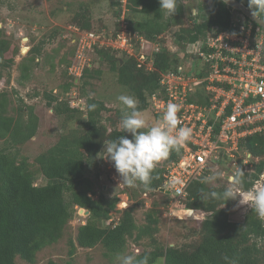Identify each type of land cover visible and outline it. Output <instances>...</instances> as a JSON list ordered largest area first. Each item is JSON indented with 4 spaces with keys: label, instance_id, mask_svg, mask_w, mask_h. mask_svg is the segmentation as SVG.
Returning a JSON list of instances; mask_svg holds the SVG:
<instances>
[{
    "label": "trees",
    "instance_id": "1",
    "mask_svg": "<svg viewBox=\"0 0 264 264\" xmlns=\"http://www.w3.org/2000/svg\"><path fill=\"white\" fill-rule=\"evenodd\" d=\"M186 1L189 0H178L177 14L164 18L160 13L159 0H127L125 16L129 31L158 41L161 34L177 26L176 44L185 48L189 43L204 40L209 33L228 29L231 25L233 8L223 0H194L195 7L199 8L198 21L192 17V8H187ZM240 1L248 6V0ZM112 2L118 6L115 29L111 32L115 36L121 31L124 2ZM65 5L63 8L69 11L68 17L71 19L68 24L81 30L94 31L89 5L81 4L76 10L72 9V1ZM261 18L264 19V14H261ZM61 27L56 26L49 35L38 41L33 40L30 50L19 62L16 61L19 43L10 39L5 29L0 27V81L5 79L10 83L13 70L17 67L21 72L20 83L24 84L47 54V44L64 32ZM261 29L264 30L263 27ZM62 47L55 49L60 52ZM70 47L58 61L64 66V73H68L70 80L61 86L59 92H50L46 97L48 106L57 115L77 124L63 131L59 140L38 154L33 162L22 153V146L36 136L39 116L35 114L34 107L27 104L12 107V93L0 88V264H17L19 256L35 263L40 250L62 238L77 206L89 209L90 216L86 223L79 225L76 238L69 239L71 255L77 246L92 248L101 244L106 254L112 256L125 251L130 239L141 241L149 236L153 248L136 254L141 257L148 254L149 264H228L224 259L226 256L235 264H264V221L252 209L246 213L243 221H234L230 218L231 207L238 200L229 199L225 203L221 199L201 197V192L219 193L228 187L222 181L219 184L201 182L203 177L210 175V168L199 180L191 183L187 197L176 206V213L181 218L178 221L200 213L205 215L197 232L198 237L191 242L172 245L156 238L164 213L163 204L149 208L146 223L139 225L135 215L137 206L145 205V200L140 198L136 204L122 210L118 221L111 224V211L117 208L119 194H109L104 186L99 190L90 171H96L95 174L100 176L101 156L105 154L104 142L116 140L119 136L131 138V134L121 132L119 128L124 113L109 106L106 100L89 95L87 89L102 76V64H106L117 73L118 81L137 98L138 109L142 112L149 109L154 94L160 97L164 95L161 74L176 70L182 61L172 49L163 47L154 54L155 69L146 71L138 68L134 57L119 55L111 48L96 47V60L101 66L87 67L78 82V96L86 99L83 109L70 103L76 98L72 95L75 78L69 74L76 48L74 45ZM54 67L55 64H52V69ZM66 93H70V96L65 97ZM92 104L96 105L94 110L89 108ZM182 150L171 151L163 163H157L155 179L149 187L137 183L141 187V195L159 191L164 196L163 203L167 202L169 195L161 191L165 181L164 165L177 161ZM240 151L251 153L250 164L254 167L252 172L246 171L247 165L241 160L242 182L236 185V191L241 194L242 191L249 192L264 174V130L244 136L240 141ZM36 169L47 179L45 184L36 183ZM126 187L128 190L129 186ZM127 190L121 189L120 192ZM173 234L181 236L175 228ZM43 264L59 262L50 259Z\"/></svg>",
    "mask_w": 264,
    "mask_h": 264
},
{
    "label": "rangeland",
    "instance_id": "2",
    "mask_svg": "<svg viewBox=\"0 0 264 264\" xmlns=\"http://www.w3.org/2000/svg\"><path fill=\"white\" fill-rule=\"evenodd\" d=\"M71 1L74 6L72 8L73 10L80 8L81 4L90 6L94 31L104 30L106 37L112 35L111 32H114L115 29V12L118 9V6L113 4V0H0V27L5 29L10 39L19 43L20 51L16 56L17 62L21 61L29 51L28 48L30 49L33 45V40L38 41L44 38V36L49 35L56 26H62L61 28L64 29L62 35L57 36L55 40L47 44L45 47L47 54L42 58L40 64L34 68L32 76L28 80H25L24 84L20 83L19 78L21 72L17 67L13 70L10 83L5 82V79L0 81V88L7 89L12 93V107L27 104L28 106L34 107L35 114L39 116V128L36 136L22 146V153L27 156L31 162H33L35 157L42 151L54 145L59 140L63 131L70 127H75L77 124L75 122H69L64 116L57 115L54 109L48 106V99L46 97V94L50 92H59L61 86L70 80L68 73L66 75L64 73V66H61L58 61L65 51H69L71 45H75L70 39V37L74 36V30L73 28L70 29L71 25L67 23L71 22V19L68 17L70 16L68 14L69 11L63 8L66 6V3ZM204 1L209 2L210 0ZM185 3L188 9L197 8L195 7L196 2H194V0H189ZM195 21H198V18H195ZM177 29V26H174L165 32L160 42L163 45H167L169 48H176L175 52L182 62H186L187 60L191 62L193 58L196 59V56H188L193 52L192 45H187L185 48H182L176 44L175 32ZM80 32L75 33L79 34ZM68 35L69 39L66 38ZM62 45L61 51H56L55 48H59ZM149 47L147 46V49H149ZM119 55H121V53H119ZM92 62L94 67L101 66L96 60V52L92 53ZM52 64H55L54 69H52ZM102 67V76L93 81L91 87H88L87 93L91 96L106 100L109 106L117 108L124 113L127 109L120 103L118 96L121 94L134 95L126 86H123L118 81L116 72L110 70L106 64H102ZM73 80L76 85L72 87V95L76 98L71 100L70 103L72 106H79L85 109V97L78 96L80 92L78 82L80 80ZM69 94L70 93H66L63 95L66 97L70 96ZM141 113L149 125L157 122L151 106ZM105 157L106 154H104L103 157L101 156L102 161L100 167L102 169H100V176L98 177L97 174H95L96 171H90V174L94 177L99 190H102L104 186V189L108 191L109 194H119L120 201L117 208L111 211V219H109L111 224L118 221L122 210L128 205L136 204L135 202L140 198L145 200V205L137 206L138 210L135 215L139 225L146 223V214L149 208L154 205L159 206L158 204H163L164 213L161 215L159 230L156 234V238H158L160 242L170 243L172 245L184 244L198 237L197 232L201 227V222L205 218L203 217L205 215L200 213V215H196L195 217H190L188 219L184 218L178 221L181 218L178 217L176 213L177 207H174L173 215H171L170 212V206L172 205L170 203L172 199L170 195L169 198L167 197V202L164 201L163 203L162 200H164V196L159 191L141 195V187L138 184L135 187H129L127 190L126 185L121 183V179L115 168L112 170L109 168L108 163L105 162ZM245 157V153L240 151L236 158L229 157L227 160L214 162L210 168V174L215 171L218 173V176L211 184H219L222 181L228 186H231L234 172L237 169H241V160L247 165L245 170L252 172L254 167L250 164V161H245ZM158 163H163V161ZM34 168L35 165L33 166V169ZM36 172V183L45 184L47 179L38 169H36ZM256 182L257 183L251 190L264 185L263 174ZM121 189H126L127 191L120 192ZM236 189L237 187L235 185V192L240 194ZM241 194L247 195V193ZM239 199L240 197L237 196L236 200L238 201L231 207L230 218L234 221H243L246 213L251 209L247 205L239 204ZM121 206H123V208H121ZM76 208L77 210L74 211V216L67 225L65 233L60 240L40 250L37 254L35 263H30L19 256L16 259L17 264H43L50 259L56 260L59 264H118L116 260L118 254H139L147 248H153L151 245L152 239L149 236H145L141 241H136L133 238L130 239L125 251L112 256L106 254V249L101 244L92 248L77 246L75 253L71 255L69 252L71 248L69 239L70 237L76 238L79 225L86 223L90 216L89 209L78 206ZM189 213L191 214L192 211H189ZM173 228L179 230L181 236H174ZM193 231H195V233H193ZM157 264H160V262Z\"/></svg>",
    "mask_w": 264,
    "mask_h": 264
},
{
    "label": "built area",
    "instance_id": "3",
    "mask_svg": "<svg viewBox=\"0 0 264 264\" xmlns=\"http://www.w3.org/2000/svg\"><path fill=\"white\" fill-rule=\"evenodd\" d=\"M123 2L121 31L115 36L72 27L74 36L70 38L76 49L69 74L77 81L87 67L93 66L96 47L134 57L138 68L146 71L155 69L154 54L161 50V43L129 31L127 0ZM192 48L197 61L181 63L176 70L162 73L164 95L152 97L157 116L162 115L169 102L177 103L178 127L192 129L191 139L179 159L164 165L161 191L172 197L171 215L174 207L187 197L192 182L204 176L214 162L236 158L244 136L264 130V30L236 13L228 29L209 33ZM245 156V161H250L251 153L246 152ZM105 162L111 170L115 168L110 159L105 158ZM171 178L181 183L169 188Z\"/></svg>",
    "mask_w": 264,
    "mask_h": 264
},
{
    "label": "clouds",
    "instance_id": "4",
    "mask_svg": "<svg viewBox=\"0 0 264 264\" xmlns=\"http://www.w3.org/2000/svg\"><path fill=\"white\" fill-rule=\"evenodd\" d=\"M228 2L229 0H224V3ZM159 4L160 13L164 18L172 17L177 14L178 0H159ZM248 6L252 10L253 17L259 18L264 22V19L261 18V14H264V0H248ZM236 13L242 14L241 11L233 9V15ZM191 15L197 18L199 15V8H192ZM72 27L73 26H71L70 29ZM162 36L163 34L159 36L156 42H160ZM68 37L69 35L66 36V38ZM194 43L195 42L189 43L188 45H193ZM163 47L168 46L161 43V50ZM170 49L174 52L176 51V48L170 47ZM28 50L30 49L28 48ZM188 56H195V54L190 53ZM192 61L196 62L197 56L196 59L193 58ZM187 62H190V60L180 62L179 64H187ZM118 100L125 109H127L121 118L119 128L121 132L130 133L131 138L119 136L116 140L104 142L105 150L103 153L106 154L105 158L113 162L115 170L121 179V183L129 187H135L139 182L147 188L150 186L152 180L155 179L154 170L157 163L167 158L171 151L180 152L191 139L192 129L189 127H178V112L180 111V105L177 103L169 102L163 110L162 115L160 117L158 116V121L149 125L138 109V101L134 96L121 94L118 96ZM89 108L94 110L96 105H89ZM152 112L153 115L156 116L153 107ZM84 118L87 117L85 116ZM157 118L155 119L157 120ZM217 176L218 173L213 171L210 175L203 177L201 182L212 183L217 179ZM242 176L243 171L237 169L233 174L231 186L225 187L224 190L219 193L217 191L208 193L201 192V197L221 199L226 203L229 199H236L237 196H239V204L249 206L252 212H254L261 221H264V185L258 186L249 192H241L247 193V195L237 194L235 192V185H239L242 182ZM180 183L181 181L179 179L171 178L167 186L173 188ZM224 259L228 264H235V261L227 256ZM116 260L118 264H149L150 256L146 254L141 257L137 256L135 253L118 254Z\"/></svg>",
    "mask_w": 264,
    "mask_h": 264
},
{
    "label": "water",
    "instance_id": "5",
    "mask_svg": "<svg viewBox=\"0 0 264 264\" xmlns=\"http://www.w3.org/2000/svg\"><path fill=\"white\" fill-rule=\"evenodd\" d=\"M224 1V0H223ZM229 6H231L233 9L239 10L242 13H244L248 18H250L252 21L259 24L261 27L264 28V22H262L259 18H254L252 15V10L246 6L243 2L240 0H229L227 3ZM28 39V37H27ZM89 212V211H87Z\"/></svg>",
    "mask_w": 264,
    "mask_h": 264
},
{
    "label": "bare ground",
    "instance_id": "6",
    "mask_svg": "<svg viewBox=\"0 0 264 264\" xmlns=\"http://www.w3.org/2000/svg\"><path fill=\"white\" fill-rule=\"evenodd\" d=\"M264 177V176H263Z\"/></svg>",
    "mask_w": 264,
    "mask_h": 264
}]
</instances>
